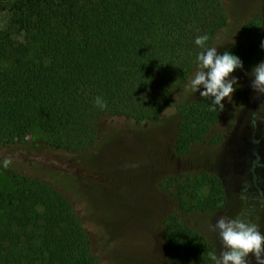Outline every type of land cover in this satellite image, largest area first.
<instances>
[{"label": "trees", "instance_id": "trees-1", "mask_svg": "<svg viewBox=\"0 0 264 264\" xmlns=\"http://www.w3.org/2000/svg\"><path fill=\"white\" fill-rule=\"evenodd\" d=\"M2 12L9 28L0 29V149L37 129L54 137L48 145L55 151L85 154L114 119L141 126L170 113L176 154L220 141L211 132L222 110L210 111V98H187L186 85L202 51L196 37L207 35L213 47L228 26L223 0H14L0 1ZM251 38L230 51L246 71L261 49ZM97 96L105 109L95 106ZM12 183L0 192V264L100 263L84 216L66 195L23 174ZM172 184L167 264H213L215 243L190 221L221 209L222 180L189 174Z\"/></svg>", "mask_w": 264, "mask_h": 264}, {"label": "rangeland", "instance_id": "rangeland-1", "mask_svg": "<svg viewBox=\"0 0 264 264\" xmlns=\"http://www.w3.org/2000/svg\"><path fill=\"white\" fill-rule=\"evenodd\" d=\"M223 3L228 26L213 45L218 54L232 51L241 41L245 45L255 35L253 43L260 46L264 0ZM8 19L7 12L0 13V29L9 28ZM254 21L252 31H242ZM253 57L257 64L264 61V50ZM232 75L240 86L222 101L224 107L211 132L220 136L217 144H199L187 155L176 154L177 118L171 113L141 126L114 119L105 125L95 148L85 154L55 151L48 145L54 137L35 129L22 143L0 149V161L12 160L7 169L0 167V192L12 189V175L17 174L50 183L84 216L99 264H167L164 222L176 213L173 180L189 174H214L222 180L225 202L218 212L191 217L190 223L215 243L219 256L228 251L222 246L219 229L214 228L222 217L256 224L264 233V119H260L264 117V94L253 90L252 70L241 69ZM186 97L201 96L186 91ZM251 142H255L254 153ZM252 161L258 165L253 170L254 184L249 174ZM247 260L256 264L251 254Z\"/></svg>", "mask_w": 264, "mask_h": 264}, {"label": "clouds", "instance_id": "clouds-1", "mask_svg": "<svg viewBox=\"0 0 264 264\" xmlns=\"http://www.w3.org/2000/svg\"><path fill=\"white\" fill-rule=\"evenodd\" d=\"M209 37L207 35L197 36L194 40L196 46L202 49L196 56V71L187 85L186 91L199 92L201 97L210 98V111L217 107L221 110L225 98L232 97L236 88L240 85L232 73L243 67L241 59L230 51L218 54L216 47H206ZM264 50V41L260 43ZM252 87L254 91L264 94V61H261L252 69ZM234 85L236 87H234ZM203 89V90H201ZM95 106L101 110L107 107L106 102L99 96L95 99ZM260 119H264L261 117ZM257 117L253 114V124ZM12 164L10 158L0 161V167L7 169ZM219 229V237L222 246L228 251L221 252L219 256L214 252L209 253V260L213 264H248L247 258L251 254L256 264H264V233L253 223H246L242 219H219L215 226Z\"/></svg>", "mask_w": 264, "mask_h": 264}, {"label": "flooded vegetation", "instance_id": "flooded-vegetation-1", "mask_svg": "<svg viewBox=\"0 0 264 264\" xmlns=\"http://www.w3.org/2000/svg\"><path fill=\"white\" fill-rule=\"evenodd\" d=\"M251 144H252V153H254L255 151H257L256 150V146H255V142H251ZM254 156V155H253ZM255 159H256V157H255ZM257 160V159H256ZM257 161H252V164H250L249 165V174H250V177H251V180H252V184H254V180H255V174H254V172H253V170L255 169V168H257Z\"/></svg>", "mask_w": 264, "mask_h": 264}]
</instances>
